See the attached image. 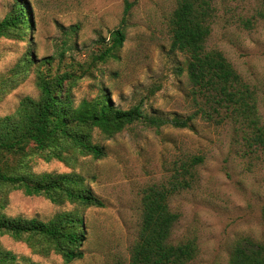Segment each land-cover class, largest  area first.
I'll list each match as a JSON object with an SVG mask.
<instances>
[{
  "label": "rangeland",
  "instance_id": "374dc122",
  "mask_svg": "<svg viewBox=\"0 0 264 264\" xmlns=\"http://www.w3.org/2000/svg\"><path fill=\"white\" fill-rule=\"evenodd\" d=\"M27 1L34 28L29 26L22 38L0 37V78L10 75L29 52L35 60L54 56L56 69L67 38L64 28L72 24H79L73 34L78 48L66 51L63 61L68 66L90 61L99 36L109 41L113 29L124 27L126 39L117 57L97 62L79 80L76 102L106 87L112 102L122 108L141 105L146 113L166 118H186L196 110L186 74L178 72L184 56L170 50L169 19L176 0ZM126 1L131 3L127 11ZM14 6L15 0H0V21ZM214 6L207 48L222 51L256 90L264 125V0H214ZM21 78L0 98V115L13 113L24 96H39L34 65ZM253 136L251 128L231 120L217 123L196 116L186 127L136 121L111 138L95 131V139L107 149L100 159L81 155L72 164L32 153L26 159L33 171L78 172L104 206L82 211L87 231L82 258L66 262L53 251L44 255L9 234L0 236L1 243L41 264H129L140 227L142 189L168 179L182 160L200 155L204 161L196 167L194 185L170 199L172 210L179 213L172 238L196 242L197 254L189 264H228L237 241L247 237L264 243V148ZM8 199V215L42 220L77 207L20 189L12 190Z\"/></svg>",
  "mask_w": 264,
  "mask_h": 264
},
{
  "label": "trees",
  "instance_id": "16d2710c",
  "mask_svg": "<svg viewBox=\"0 0 264 264\" xmlns=\"http://www.w3.org/2000/svg\"><path fill=\"white\" fill-rule=\"evenodd\" d=\"M127 2L126 11L131 3ZM215 16L214 0H176L170 19V50L184 56L185 72L196 110L186 118H166L146 113L141 105L122 108L115 105L106 87L93 97L76 102L74 88L91 72L97 62L117 54L126 39L124 27L111 31L109 41L100 35L99 46L90 61L64 65L66 51L77 50L79 24L66 30L67 38L54 56L35 60L32 52L14 65L12 73L0 78V98L22 80L21 75L34 65L38 97L24 96L13 113L0 115V236L9 234L26 241L36 252L61 254L66 262L83 257L81 246L87 235L82 213L85 207L104 206V201L78 172H35L26 159L39 153L46 160L57 159L74 164L81 155L94 159L106 156V146L95 139V131L111 138L136 121L157 127L172 124L186 127L201 116L217 123L231 120L251 128L254 142L264 148V125L260 124L256 90L245 82L222 51L208 49L206 42ZM34 28L27 0H15L14 9L0 21L1 36L24 37ZM63 67V68H62ZM204 161L194 155L182 160L163 182L142 189L141 221L138 238L132 247L129 264H189L197 254L193 239L174 241L173 227L179 213L172 210L170 199L191 188L196 181V167ZM27 195H44L54 203H75L76 208L57 212L48 220L25 218L5 213L12 190ZM264 217V207L262 210ZM0 264H41L27 255H18L0 240ZM228 264H264V243L249 238L237 241Z\"/></svg>",
  "mask_w": 264,
  "mask_h": 264
}]
</instances>
